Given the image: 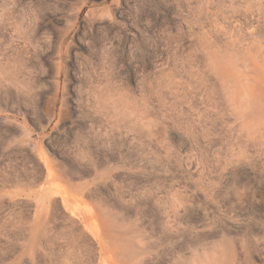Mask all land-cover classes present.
I'll use <instances>...</instances> for the list:
<instances>
[{"label": "rangeland", "instance_id": "obj_1", "mask_svg": "<svg viewBox=\"0 0 264 264\" xmlns=\"http://www.w3.org/2000/svg\"><path fill=\"white\" fill-rule=\"evenodd\" d=\"M245 257L264 0H0V264Z\"/></svg>", "mask_w": 264, "mask_h": 264}, {"label": "bare ground", "instance_id": "obj_2", "mask_svg": "<svg viewBox=\"0 0 264 264\" xmlns=\"http://www.w3.org/2000/svg\"><path fill=\"white\" fill-rule=\"evenodd\" d=\"M63 105H67V102H66V100H64L63 99V103H62ZM61 110V109H60ZM41 170V169H40ZM251 259V258H250ZM251 263H252V261H251ZM239 264V263H238ZM240 264H250V260H249V258L247 257H245V259L244 260H242V262L240 263Z\"/></svg>", "mask_w": 264, "mask_h": 264}]
</instances>
